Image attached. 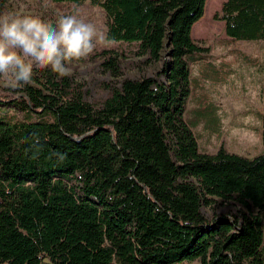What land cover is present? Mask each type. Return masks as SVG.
<instances>
[{
    "label": "trees",
    "instance_id": "1",
    "mask_svg": "<svg viewBox=\"0 0 264 264\" xmlns=\"http://www.w3.org/2000/svg\"><path fill=\"white\" fill-rule=\"evenodd\" d=\"M51 1L99 6L109 40L140 65L165 60L152 77L104 84L99 103L40 67L0 97V264H264V153H199L184 119L206 0ZM215 19L231 40L264 42V0H226ZM97 58L123 77L125 51L80 62ZM262 74L264 141V55ZM219 200L241 211L208 223L202 210Z\"/></svg>",
    "mask_w": 264,
    "mask_h": 264
},
{
    "label": "rangeland",
    "instance_id": "2",
    "mask_svg": "<svg viewBox=\"0 0 264 264\" xmlns=\"http://www.w3.org/2000/svg\"><path fill=\"white\" fill-rule=\"evenodd\" d=\"M225 1L206 0L202 18L192 27V40L207 52L186 57L189 95L185 102L184 119L196 138L199 153L212 155L223 149L252 159L264 153L259 116L264 42L231 40L226 37L224 24L215 19ZM44 5L45 0H11L1 16L38 17L55 27L60 17L76 15L78 19L92 24L98 33L105 35V14L99 6L89 1L79 4H55L51 1L49 6ZM110 49L125 51L122 78L113 79L102 73L100 58L66 65L72 68L70 76L85 84V99L90 103H99L107 96L104 84L118 87L123 79L152 77L160 71L165 60V55H162L159 63L140 65L144 60L135 58L130 48L121 43L99 44L88 58ZM36 67L39 66L34 65L33 68ZM158 80L163 82L161 77ZM15 88L14 84L9 85L0 80V97L11 95L8 89ZM240 211L241 208L233 202L219 200L210 208L203 209L202 213L208 223H213L217 215L230 218ZM262 228L264 231V225Z\"/></svg>",
    "mask_w": 264,
    "mask_h": 264
},
{
    "label": "clouds",
    "instance_id": "3",
    "mask_svg": "<svg viewBox=\"0 0 264 264\" xmlns=\"http://www.w3.org/2000/svg\"><path fill=\"white\" fill-rule=\"evenodd\" d=\"M103 43L114 41L76 15L60 17L55 27L38 17L0 16V80L22 89L31 84L34 65L58 78L69 76L66 65L88 58Z\"/></svg>",
    "mask_w": 264,
    "mask_h": 264
},
{
    "label": "water",
    "instance_id": "4",
    "mask_svg": "<svg viewBox=\"0 0 264 264\" xmlns=\"http://www.w3.org/2000/svg\"><path fill=\"white\" fill-rule=\"evenodd\" d=\"M44 262H45V263H47V261H46V260H44Z\"/></svg>",
    "mask_w": 264,
    "mask_h": 264
}]
</instances>
